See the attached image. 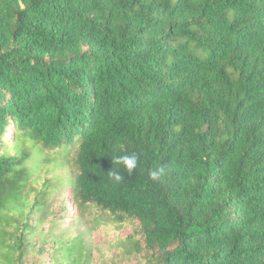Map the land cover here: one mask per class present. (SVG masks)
<instances>
[{
  "label": "trees",
  "instance_id": "trees-1",
  "mask_svg": "<svg viewBox=\"0 0 264 264\" xmlns=\"http://www.w3.org/2000/svg\"><path fill=\"white\" fill-rule=\"evenodd\" d=\"M36 145L67 153L64 202L139 222L148 264H264V0H0V264H88L42 228L56 201H8L54 180Z\"/></svg>",
  "mask_w": 264,
  "mask_h": 264
},
{
  "label": "rangeland",
  "instance_id": "rangeland-1",
  "mask_svg": "<svg viewBox=\"0 0 264 264\" xmlns=\"http://www.w3.org/2000/svg\"><path fill=\"white\" fill-rule=\"evenodd\" d=\"M30 150L34 155V172L38 173L44 183L46 177H54V180L42 185L41 190L35 188L37 186L35 182L28 183L24 191L8 199V201H24V223L31 221L33 210L47 212L52 207L53 201H56L53 210L45 217L42 228L47 230L51 227V220L59 219L60 225H56V229L67 231L68 237L72 238L82 233L91 257L88 264H148L145 252L136 251L127 242L129 236L139 237L137 235L138 221L128 220L119 223L108 214H101L97 209H81L74 203L67 186H64L62 191L68 197V201L64 202V196L55 195L54 190L56 186L70 181L73 167L68 165L67 153L41 151L38 145ZM11 151L14 152L12 149ZM36 202L37 206L34 208L32 205ZM31 228L33 226H29V229ZM58 245L64 254H68L74 250L75 246H81L83 243L82 240H63ZM53 252L51 248H47L43 254L47 264L52 263ZM35 257L36 255L32 256V258ZM33 264L37 262L34 261Z\"/></svg>",
  "mask_w": 264,
  "mask_h": 264
},
{
  "label": "clouds",
  "instance_id": "clouds-1",
  "mask_svg": "<svg viewBox=\"0 0 264 264\" xmlns=\"http://www.w3.org/2000/svg\"><path fill=\"white\" fill-rule=\"evenodd\" d=\"M116 163L122 164L128 171V173H131L134 169H136L138 164V157L135 153L130 155H123L116 158ZM164 173L163 168H157L152 171H150L149 175L152 180H157L161 177V175ZM109 176L114 181L119 182L122 179V176L117 171H109Z\"/></svg>",
  "mask_w": 264,
  "mask_h": 264
}]
</instances>
